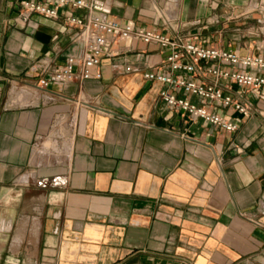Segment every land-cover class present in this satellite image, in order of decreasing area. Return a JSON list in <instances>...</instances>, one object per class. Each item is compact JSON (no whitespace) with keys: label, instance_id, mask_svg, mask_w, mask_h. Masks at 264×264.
<instances>
[{"label":"crops","instance_id":"0c3cea01","mask_svg":"<svg viewBox=\"0 0 264 264\" xmlns=\"http://www.w3.org/2000/svg\"><path fill=\"white\" fill-rule=\"evenodd\" d=\"M105 1L210 45L202 28L256 0ZM74 30L0 0V264H264V89L234 85L250 116L211 108L235 131L192 120L145 77L168 51L135 39L108 47L100 80L43 89L44 62L83 54Z\"/></svg>","mask_w":264,"mask_h":264},{"label":"built area","instance_id":"2783aa9c","mask_svg":"<svg viewBox=\"0 0 264 264\" xmlns=\"http://www.w3.org/2000/svg\"><path fill=\"white\" fill-rule=\"evenodd\" d=\"M24 18L32 14L48 19L62 17L66 28H74L72 41L83 45L81 56H68L65 63L51 66L44 62L38 85L43 89L50 84L73 81L100 80L101 62L108 47L115 42L135 39L147 44L160 45L168 55L156 70L145 73L149 81L162 82L160 97L170 111H182L192 120H204L229 132L238 125L212 109L218 107L250 116L254 109L233 87L258 92L264 89V55L244 54L239 48L206 45L191 37L169 36L133 23H120L111 16L105 0H18ZM197 39V37H196ZM264 49L259 45L257 50ZM194 96V103L187 97ZM264 96V95H262ZM212 108V109H211Z\"/></svg>","mask_w":264,"mask_h":264},{"label":"rangeland","instance_id":"374dc122","mask_svg":"<svg viewBox=\"0 0 264 264\" xmlns=\"http://www.w3.org/2000/svg\"><path fill=\"white\" fill-rule=\"evenodd\" d=\"M254 5H257L256 8H251ZM217 15L219 17H214L212 26L200 30V40H207L213 46H236L253 51L259 45H264V0H256L242 11ZM194 38L196 39L195 36Z\"/></svg>","mask_w":264,"mask_h":264},{"label":"bare ground","instance_id":"6f19581e","mask_svg":"<svg viewBox=\"0 0 264 264\" xmlns=\"http://www.w3.org/2000/svg\"><path fill=\"white\" fill-rule=\"evenodd\" d=\"M55 145H56V142L54 143L52 140L48 139L46 142H44L43 147L37 152V157L39 159H42L43 158V154H45V152H46L45 150H47L48 148H51V147L54 148Z\"/></svg>","mask_w":264,"mask_h":264}]
</instances>
